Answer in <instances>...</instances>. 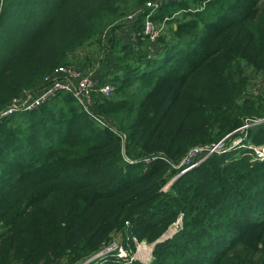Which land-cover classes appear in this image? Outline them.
Masks as SVG:
<instances>
[{"label": "trees", "instance_id": "trees-1", "mask_svg": "<svg viewBox=\"0 0 264 264\" xmlns=\"http://www.w3.org/2000/svg\"><path fill=\"white\" fill-rule=\"evenodd\" d=\"M148 1L133 0L141 13L124 28L135 37L106 41L105 70L91 77L94 117L60 92L55 107L0 118V264H82L124 232L156 244L150 264H264V161L214 154L172 180L192 147L245 134L264 144V90L247 73H264L262 0H156L155 10ZM73 2L0 0V87L17 71L0 113L26 89L48 91L131 5ZM147 14L164 37L144 35ZM120 44L127 55L113 51ZM106 85L109 97L97 91ZM180 216L183 228L158 242Z\"/></svg>", "mask_w": 264, "mask_h": 264}, {"label": "rangeland", "instance_id": "rangeland-1", "mask_svg": "<svg viewBox=\"0 0 264 264\" xmlns=\"http://www.w3.org/2000/svg\"><path fill=\"white\" fill-rule=\"evenodd\" d=\"M79 1L80 0H74V2L69 6V9L70 8L75 9V7ZM156 2H157L156 0L153 1V3H151V1H148V3L152 4V6L151 5H149V6L155 8V9H156V6H155ZM130 4L131 5H130L129 9L127 10V12L114 25H112L108 29H106L102 35H98V36L92 37L91 39L85 40L83 45L74 52L72 57L69 58L70 64L68 66H71V65L75 66V67H76V65L83 66L84 67L83 71H87L92 76L97 72L105 70L101 67V64L103 62V58L105 57L102 54L105 50L104 47H105L106 41L110 38V40H112V43H113V38L115 36L117 37L118 32L120 34L122 33V31L125 29L124 28L125 25L130 24V23H134L137 20L135 18L137 16V14H134V13L135 12H137L138 14L141 13V11L139 12L138 9H135L136 4L135 5L133 4V0H131ZM146 6H148V5H146ZM262 7H264V0H262V2L260 3V9ZM67 20H68V11L63 16H61V18H60L61 23H65ZM158 25H160V24H158ZM166 28H167V26H166ZM165 30H163V27H158V28H156L155 32H156V34H158V37H161V36L164 37ZM135 35H136V33L133 34L134 37H135ZM133 38H132V40H133ZM125 39H128V37L125 36ZM49 40L50 39L47 38L44 41H42V42H44V46L47 44V42H49ZM112 43L110 44L111 47H113ZM44 46L41 48L38 55L43 54ZM120 46H121V44L117 45L114 48V50L112 48V50L114 52L116 51L121 56L127 55V51L123 50V45L121 46V48H120ZM35 56L36 55H34V54H30L28 56V61L26 59H24V61L22 63H20L14 70H17V68H19V66L22 64L28 65L29 61L34 60ZM247 73H248V77L250 79V82L254 85L253 88H254L256 94H258L262 90H264V73H257L256 71H254V69L252 67L247 69ZM16 74H17V71L10 72L8 74V76L6 77V79H4L3 84L0 87V89L4 90L7 86H9L12 82V78ZM23 93H24V96H26V98L35 96V93L31 89H26V90H24ZM58 93H60V92H58ZM63 93H66V92H63ZM54 96L45 100L44 102H42L40 106H42L43 104H45L47 102H48L47 104L51 103L52 102L51 99H53ZM16 100H18V98H13L12 102H15ZM23 104L24 103L17 105L18 111L15 113H12L11 110L8 109L9 110L8 116L11 117L13 115L21 113L22 111L20 112V110H22ZM51 105L53 107H55L54 101L51 103ZM40 106H37V107H40ZM57 106L60 107L61 105L57 104ZM29 112H30V110H26L24 113L29 114ZM250 125H252V124H250ZM249 145H252V146H249ZM224 147L225 148L231 147L233 149L232 151H230L231 153L228 152L230 155L231 154L232 155L227 159V162L241 161L242 159L247 158V157H250V162H252V157H254L253 160L255 161L256 155H257L256 151H258V153H261L263 148H264V144H256L255 142H253L252 138L249 135L245 134V136H243V137L239 135L238 138H236L231 143L224 145ZM194 148H196V149L198 148V150L200 151L198 154V158L193 160V162L190 165H186V166H183L181 168H186L188 166H190L192 169L197 168L203 162H205L207 159L210 158V155H209L210 149L201 148L199 146L192 147L191 149H194ZM223 148H219V149H223ZM212 152H213V150H212ZM229 154H226V155H229ZM186 156H185V158H186ZM217 156H224V155L217 154ZM185 158L182 160V162L185 160ZM195 161H196V164H195ZM176 166H178V165H176ZM178 167H180V166H178ZM181 168L177 169L178 173L174 176V178H173L174 181H176L181 176V175L179 176V174L183 170ZM187 172H185V173H187ZM169 189H170V185L167 184V186L164 188V190L167 191ZM110 244L122 245L126 249L128 256H129V259L134 258V260H135L134 262L139 261L141 263L146 262L147 259L151 256V254H148V250H147L148 247H150V248L155 247L154 244L148 243L145 240L140 241L136 238L129 237L128 232H124V233H120V234L115 235L114 240ZM108 258H111V257H108ZM153 259H154V255H153ZM130 260L128 261L129 264H131ZM103 261H105V260H103ZM103 261L99 262L98 264H102ZM62 264H64V262H62Z\"/></svg>", "mask_w": 264, "mask_h": 264}, {"label": "built area", "instance_id": "built-area-1", "mask_svg": "<svg viewBox=\"0 0 264 264\" xmlns=\"http://www.w3.org/2000/svg\"><path fill=\"white\" fill-rule=\"evenodd\" d=\"M151 3H148L147 5L152 6ZM155 6L156 8L158 7L157 2ZM153 10H155V8H153ZM140 11L141 10H139V12ZM134 14H137V16L135 17L137 19L139 14L137 12H135ZM148 14H153V11L149 12ZM148 14L146 16L147 18L146 23L144 24V35L149 37L151 40L153 39L152 41H155L157 38H159L158 34H156L155 32L156 28L163 27V30H165L166 25L164 23L160 25L153 24V22L150 20V15L148 16ZM56 74L60 77H57L55 79L53 85L48 89V91H46L40 97L33 96V97L26 98L22 106V110L20 111L32 110L33 108L40 106L42 102L53 97L58 92H66V93L73 94L74 98L78 100L79 104L84 108V110L89 114V116L94 117L92 106H93V94L96 91V89L93 88L95 84L91 79L92 75L88 73L87 71H84L81 73L76 70L75 66H72V65L71 66L66 65L65 67L58 70ZM96 87H97V84H96ZM97 91L101 93L103 96L109 97L113 91V88L111 87V85H106L104 88L97 90ZM17 105L19 104L17 103V100H16L15 104H13L11 108H9L12 113H15L18 111ZM8 114H9L8 109L6 111H2L0 113V118L9 117ZM99 122L100 124L106 126V124L103 121H99ZM260 122L261 121H257L254 124H257ZM224 145L225 144L220 143V144H214L212 146L203 147V148L210 149V154H209L210 156L214 154L221 155V154H224L226 152H230L233 150L231 147L225 148ZM219 148H223V149H219ZM194 149L190 150L188 152L189 154L187 153L188 155L186 154L187 155L186 158L184 157L185 160L183 162L181 161L182 163L178 165L180 167L176 166L177 169H180L181 167L186 166V165H190L193 162V160L198 158V154L200 151L198 150V148L197 149L194 148ZM256 153H257L256 160L264 161V148L261 153H258V151H256ZM149 161H150L149 159L146 160V162H149ZM195 164H196V161H195ZM181 169L183 170L179 174V176L191 170L192 168L188 166L186 168H181ZM172 180L174 181V179ZM179 219L169 228L167 233L161 239V242L172 238L176 233L180 231V229H182L183 216H180ZM147 250H148V254H151V256L147 259L146 262H143L144 264H149L153 260V248L148 247ZM108 257L113 258L115 261L128 262L130 259H131L130 260L131 263L135 261L134 258L129 259L128 253L122 245L110 244V245H106L102 250L95 253L93 256H91L87 261L83 262L82 264H92V263L98 264L99 262H101V260H104L105 258H108Z\"/></svg>", "mask_w": 264, "mask_h": 264}, {"label": "crops", "instance_id": "crops-1", "mask_svg": "<svg viewBox=\"0 0 264 264\" xmlns=\"http://www.w3.org/2000/svg\"><path fill=\"white\" fill-rule=\"evenodd\" d=\"M127 25H129V24H127ZM127 32H128L127 29H124V30L122 31V33H124V35L127 36L128 38L130 37V35L133 36V34H134V33H129V34H128ZM122 33H121V34H122ZM76 70L82 73V72H84V71H83V70H84V67H83V66L76 65ZM96 74H97V73H96ZM58 77H60V76H58Z\"/></svg>", "mask_w": 264, "mask_h": 264}, {"label": "clouds", "instance_id": "clouds-1", "mask_svg": "<svg viewBox=\"0 0 264 264\" xmlns=\"http://www.w3.org/2000/svg\"><path fill=\"white\" fill-rule=\"evenodd\" d=\"M262 121H263V120H262ZM166 233H167V232H166ZM166 233H165V234H166ZM165 234H164V235H165ZM164 235H163V236H164ZM163 236L158 240V242H161V239L163 238ZM155 245H156V244H154V246H155ZM153 251H154V248H153ZM101 261H103V260H101ZM149 264H150V263H149Z\"/></svg>", "mask_w": 264, "mask_h": 264}]
</instances>
